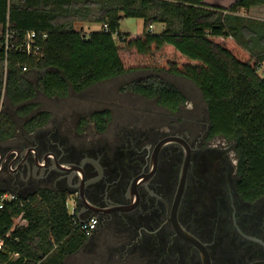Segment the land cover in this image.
Returning a JSON list of instances; mask_svg holds the SVG:
<instances>
[{
  "label": "trees",
  "instance_id": "obj_1",
  "mask_svg": "<svg viewBox=\"0 0 264 264\" xmlns=\"http://www.w3.org/2000/svg\"><path fill=\"white\" fill-rule=\"evenodd\" d=\"M123 18L143 20L142 34L122 35ZM78 24H98L102 29L86 35L77 30ZM158 25L164 30L152 33L151 27ZM0 26V139L16 131L14 118L32 117L39 93L65 98L153 70L190 81L200 90L211 135L236 143L239 194L250 202L264 197V78L259 74L264 63V0H236L228 8L205 0H0ZM29 33H36L38 54L25 51ZM169 47L189 63H154V56ZM130 88L168 109L185 101L180 90L158 76L135 81ZM3 98L14 115L4 110ZM110 118L104 111L93 121L104 129ZM33 125L37 126L35 119L27 128ZM21 214L28 225L11 233L0 251V264H46L51 258L56 264L57 258L79 251L88 239L74 227L66 196L49 190L21 195L3 211L0 232L10 231L12 218ZM56 249L58 256L52 257Z\"/></svg>",
  "mask_w": 264,
  "mask_h": 264
},
{
  "label": "flooded vegetation",
  "instance_id": "obj_2",
  "mask_svg": "<svg viewBox=\"0 0 264 264\" xmlns=\"http://www.w3.org/2000/svg\"><path fill=\"white\" fill-rule=\"evenodd\" d=\"M186 101L168 109L154 100L159 121L123 127L113 146L103 140L110 120L77 141L14 118L16 131L0 139V189L66 196L79 221L97 219L81 250L107 253L104 264H264V197H241L236 143L212 136L207 110Z\"/></svg>",
  "mask_w": 264,
  "mask_h": 264
},
{
  "label": "rangeland",
  "instance_id": "obj_3",
  "mask_svg": "<svg viewBox=\"0 0 264 264\" xmlns=\"http://www.w3.org/2000/svg\"><path fill=\"white\" fill-rule=\"evenodd\" d=\"M235 0H208L209 3L215 4L217 7L228 8ZM240 14H245L243 11ZM77 30L82 31L84 34L89 35L91 32L102 29V25L98 24H78ZM163 27L158 25L154 26L151 30L152 33L159 34L162 32ZM144 31V21L141 19H128L123 18L120 23V33L122 35H139ZM3 35V29L0 26V39ZM122 46V43H119ZM156 64L160 65L165 59L169 61L178 62L179 64H188L183 57L174 52L171 47L164 51L157 53L155 56ZM153 60L142 62L145 66L153 62ZM191 65H195L194 62H190ZM152 65H155L152 63ZM264 66V65H263ZM259 74L264 78V67L259 71ZM31 77L34 75L31 73ZM158 76L165 82L173 85L180 90L189 107L196 108L197 112H204L207 110L206 103L200 93V90L190 81L184 80L179 77H174L162 72H155L153 70L139 71L133 74L121 76L119 78L99 83L98 85L80 93H70L65 98H46L41 93L37 94L34 104L36 108L33 109L32 117L35 119L37 125L44 123L45 128H56L62 133L69 134L77 138L79 141L78 133L91 134L94 137L97 136V129L95 128V122L93 117L96 113L103 111L110 112V123L108 128L104 130L103 140L108 141L111 146L115 145L117 140V134L123 127L135 126L137 130H144L149 124H153L159 121L160 110L153 102L134 94L130 88V85L138 80H143L148 77ZM4 96V95H3ZM3 106L5 105V99H2ZM185 106V107H186ZM4 110L11 115H14V111L10 107L4 106ZM2 109L0 108V114ZM47 115V120L42 117ZM2 117V115H0ZM17 121H21L16 118ZM166 124L163 121L162 124ZM119 131V132H118ZM114 143V144H113ZM69 200V204L71 205ZM79 234H75V238H78ZM89 239V238H88ZM88 239H86L88 241ZM90 248L85 250H79L77 252H71L66 254L63 258H57L56 264H104L103 261L107 260V253L101 255L92 254L89 252ZM58 252V249L51 255L54 257ZM50 256V258H51ZM17 256H14L16 259ZM49 258V259H50ZM55 258H51V264ZM116 259V257H115ZM101 260V261H100ZM102 262V263H101ZM115 264H118L116 261Z\"/></svg>",
  "mask_w": 264,
  "mask_h": 264
},
{
  "label": "built area",
  "instance_id": "obj_4",
  "mask_svg": "<svg viewBox=\"0 0 264 264\" xmlns=\"http://www.w3.org/2000/svg\"><path fill=\"white\" fill-rule=\"evenodd\" d=\"M153 27H151L150 30H152ZM105 31H108V27H104ZM113 38L115 41L119 42V36L118 33H115L113 35ZM9 36L7 35L6 44H8ZM36 33H29L25 40V51L28 55L32 54H38L40 51V48L36 45ZM8 49V46L6 47ZM26 69H24L25 71ZM21 195L18 193H15L13 191L8 190H2L0 191V218L2 216L3 211H5L9 206L15 204L17 201H19ZM67 209L69 211V214L72 218V223L75 228L79 229L86 237H91L96 230L97 227V219L91 218L85 222L79 221V219L76 217V209L74 205H70L69 202L67 203ZM28 225L27 220L24 218L23 214L16 215L12 218V227L11 230L8 231L6 234H2L0 232V251L3 250L5 242L7 239L11 237V233L19 228V227H26Z\"/></svg>",
  "mask_w": 264,
  "mask_h": 264
},
{
  "label": "water",
  "instance_id": "obj_5",
  "mask_svg": "<svg viewBox=\"0 0 264 264\" xmlns=\"http://www.w3.org/2000/svg\"><path fill=\"white\" fill-rule=\"evenodd\" d=\"M186 174H187V170H186V167H185L184 170H183V173H182V178H181L180 185H179V187L177 189V193H176L175 212H176V210L178 208L179 203L182 201L183 196H184L185 185H186V181H185ZM176 228H177L176 229L177 232H179V234H180V229L177 226H176Z\"/></svg>",
  "mask_w": 264,
  "mask_h": 264
},
{
  "label": "crops",
  "instance_id": "obj_6",
  "mask_svg": "<svg viewBox=\"0 0 264 264\" xmlns=\"http://www.w3.org/2000/svg\"><path fill=\"white\" fill-rule=\"evenodd\" d=\"M235 1H236V0H235ZM235 1H234V2H235ZM205 3L208 4V5H211V6H216L215 4L209 3L208 0H205ZM242 16H247V15H246V14H242ZM160 26L163 27V29H162V31H163V30H164V26H163V25H160ZM152 29H154V27H153ZM150 31H151V30H150ZM263 65H264V63L262 64L261 69L264 67Z\"/></svg>",
  "mask_w": 264,
  "mask_h": 264
}]
</instances>
